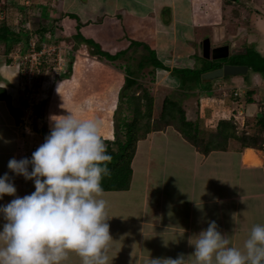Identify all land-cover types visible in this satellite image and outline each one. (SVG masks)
Masks as SVG:
<instances>
[{"label": "crops", "instance_id": "1", "mask_svg": "<svg viewBox=\"0 0 264 264\" xmlns=\"http://www.w3.org/2000/svg\"><path fill=\"white\" fill-rule=\"evenodd\" d=\"M40 1L42 2H38L39 6L36 8L43 9L41 15L29 16L31 25H34L33 28L36 30L41 29L43 35L49 29L48 24L46 25L42 22V13L47 9L48 15L50 14L48 20L52 17L56 20L57 17L64 16L59 21L63 27L68 26L70 31L67 30L65 32V29L62 34L63 37H76V33L80 31L86 38L95 39L92 37L95 32L100 33L101 36L104 33H108L105 30L111 27L110 22L112 20L118 19L119 23L126 20L124 27L126 33L122 31L121 36L123 35V37L120 38V41H126V45L120 46L118 50L112 53L127 48L131 41H129L128 37H131L132 40L143 43L147 41L153 49L157 50L160 57H162L160 51H167V44L169 43L171 49L165 59L171 69L177 66L176 61H179L181 66L189 65L195 67L194 63L201 58L190 47L193 46L191 45V37H188L187 40L180 39V28L183 26V21H181L179 14L183 11V8L178 7L176 10L174 6H178L177 0ZM44 1H48L50 6H42ZM173 1L174 9L172 7L171 10L170 7L166 10L167 7L164 4H167V2L172 3ZM239 1L232 0L233 3L236 2L243 6ZM222 2L223 0H187L188 5H192L194 12L197 10L191 18L194 22L189 25L194 34H196L198 26L201 27L203 24L209 29H215L219 26L220 30L224 13ZM24 3L26 5L34 3V0H26ZM243 3L246 4L245 1ZM31 5L32 9L34 4ZM233 7V4L230 3L228 6L230 13H225V15H229L227 17L229 22L232 14L239 15V12L237 13L239 9L233 10ZM249 8H251L250 16L243 17L240 21H245L246 24L252 23L255 21L254 17L257 16L260 19L258 21V30L261 31L260 28H262V31H264L263 4L255 0V3L253 2ZM23 9L25 10L26 7H23ZM23 9L21 8V12H24ZM201 10L204 14L201 17L207 20L203 23L202 18H200ZM71 13L75 14L78 19L68 15ZM25 15L26 13L24 18ZM89 20L93 22L91 25H94L96 31L87 36L83 29L87 27L85 23ZM233 20H236V18ZM79 22H81V25ZM78 26H80L79 29ZM209 29L207 32L210 31ZM164 34H167V39L165 40V37H163V39H160L159 45L156 46L157 35L162 37ZM223 34L219 32L217 39ZM238 39L232 43L233 46L237 45V42L239 45L245 40ZM61 40L63 42L64 39ZM207 41L211 44L210 40L207 39ZM218 41H221V39ZM247 41L252 44L246 48L235 49L233 52L243 53L244 50H249L250 48L259 54L255 49L256 44L248 39ZM117 42L119 41L117 40ZM110 43L107 42L105 45L101 43V45H103L104 49L110 50L108 48ZM60 45L56 44V47H60ZM112 45L115 46L117 44L113 43ZM231 46L225 43L212 48L214 50L219 47L221 49L219 56L227 57L231 55ZM222 49H225V54L222 53ZM187 53L189 54L187 55ZM170 55L172 56L169 57ZM191 55L198 59L194 58L195 60H192ZM203 57L208 60H215L214 58ZM13 58L14 60L16 59L15 57ZM87 58H89V61L95 60L97 63L94 61L93 63L83 64L85 75L78 81L73 80V67L72 75L68 78L59 79L56 81V86L54 85L52 88L53 95L49 99L50 102L47 105L45 104L44 114L40 117L42 119L40 120L41 122L46 121L48 123L49 129V117L62 115V103L60 104V102L66 100L76 104L80 100L87 99L86 97L90 93H84V95L83 93H77L76 95L75 91L78 86L83 84L86 86L88 82L94 81L97 83L95 78L97 74H99V79L104 81L105 87L104 93L98 95L99 99L105 102L102 106L107 109L109 103L112 102L109 100V96H111L109 94H114L112 96L116 95L115 102L120 101L121 97L119 94L125 81V73L122 69L115 66L123 60L102 61L97 56L85 57V60ZM70 61L75 65L78 61L77 55H75V58L74 55H71ZM261 63L263 62L260 61L259 64ZM248 66L245 74L243 72L232 76H222L223 78L216 77L218 78V80L216 79L218 86L213 84V79L215 78L205 77V79H208L205 81L207 87L201 88L207 92L209 98L217 93L216 98L212 97L211 105L214 108L216 107L215 111L220 113V115L223 114L218 118V122L222 119L233 117L237 126V135H242L243 132L247 134L256 133L260 132L261 129L264 136V129L260 128V124L256 119L264 108V78L261 75V71H256L252 66ZM166 73L163 77L167 79V86H175V83L171 84L168 82L170 71ZM156 74L161 75L159 71ZM242 74L243 77L241 76ZM91 77L94 78L91 79ZM19 83L20 75L17 65L15 63L14 65H8L4 61H0V86L7 88L8 93L12 97L13 105L18 108L21 106L20 89H22L21 86L17 85ZM60 84L63 86H59L60 91L57 92V85ZM72 85L75 90L71 95H68L69 92L66 90ZM91 87V90H93L94 86L92 85ZM252 89L251 96L247 97L246 92ZM232 91H234V94L235 91H238L239 94L234 98ZM55 102L56 106L52 107ZM116 105L113 104L110 109L115 110L117 108ZM94 109L95 107L91 110ZM261 113L263 116L264 112ZM247 119L249 120L248 122H246ZM22 123V121L18 122L16 120L6 101L0 100V175L5 172L9 173L17 189L15 195L21 197L35 190L34 182L33 180H26L22 175L14 174L7 167L8 161L13 157L16 159L30 158L32 152L44 142L42 133H33L29 130L23 132L25 129L21 127ZM32 123L28 120L26 127L32 128ZM240 124H242V127H240ZM217 125L215 130H217ZM21 129L23 130L20 131ZM107 132L104 135L102 133L105 132L101 131L100 134L107 139L114 136V131L111 127L108 128ZM173 135L172 128L166 127L163 129H152L146 135L141 136L137 142L136 152L132 160L133 173L129 188L104 190L103 192V198L108 202L106 210L111 217L108 220L109 231L113 238L110 241L108 250L110 264H146L149 256L153 258H176L181 253L191 257L188 264H195V257L192 254L194 245L189 240L194 243L197 234L201 230L206 229L211 220H215L218 230L228 236L232 245L239 248L243 247L244 241L254 225L264 224V149L241 146L239 138L229 137L226 148L217 147L204 153L182 136ZM170 148L176 150L177 154L175 157H171L169 154ZM247 150L254 151L253 155L256 160L254 157L251 158L252 162L251 159L250 161L246 160L245 154ZM171 160L174 162L173 167L170 168L171 172L167 173L165 169L168 166H172ZM170 163L171 165H169ZM29 170H31V166H29ZM169 179L172 182L168 186L164 183ZM161 183L165 186L160 187ZM14 198V196L5 194L3 199L0 200V204H7ZM5 222L3 217L0 216V228ZM66 264H81V258L78 254L72 252Z\"/></svg>", "mask_w": 264, "mask_h": 264}, {"label": "clouds", "instance_id": "2", "mask_svg": "<svg viewBox=\"0 0 264 264\" xmlns=\"http://www.w3.org/2000/svg\"><path fill=\"white\" fill-rule=\"evenodd\" d=\"M49 120L50 132L31 157H13L7 164L14 174L33 180L35 190L16 196L9 173L0 175V200L5 194L15 197L0 204L6 221L0 228V264H66L72 252L81 264H110L113 238L102 179L110 175L111 156L100 134L101 122L70 111ZM189 242L195 264H264V224L251 228L242 248L231 244L215 220ZM190 259L183 253L176 258L149 256L146 264H188Z\"/></svg>", "mask_w": 264, "mask_h": 264}, {"label": "rangeland", "instance_id": "3", "mask_svg": "<svg viewBox=\"0 0 264 264\" xmlns=\"http://www.w3.org/2000/svg\"><path fill=\"white\" fill-rule=\"evenodd\" d=\"M25 1L26 0H0V25H2L5 22V24L9 25L12 30H14L15 32L20 34L19 36L21 38L18 42L14 43L15 45L14 44L12 45L11 51L7 54L5 53V46L3 44H0V61L1 62L4 61L8 65L11 62V64L14 65V63L15 64L17 63L16 59L14 60V58H13L16 54L20 55L18 57L19 60H22L29 65L31 64V61H32L33 68H27V69H24L22 71H21V69L19 70V75H20V83L19 84L20 85L19 84H17V85L22 87V89H20L21 90V97H20L21 98V100H20L21 106L19 107L21 109L22 113H20V117H19L18 122H20V121L23 122L21 117L25 116V114H26V116H28V113H29V120H30V122H33L32 123L33 127L27 128L26 123H22L21 127L25 129V131H23V132H27L29 130L33 133L34 132L42 133V135L44 137V129L45 130L47 129L46 130L47 132H45V135H47L50 132V129L48 128V125H47L48 123L46 121H43V122L40 121V120H42L40 117H42V115L44 114L45 104L47 105L50 102L49 99L53 95L52 94L53 93L52 88L54 87V85L56 86V81H58L59 79H61L63 77V73L69 72L70 68H71V72H70L71 73L70 76H71L73 73V67H74L73 80L78 81L83 75H85L83 64H88L89 62L93 63L95 61V60L89 61L88 60L89 58H87L85 60V57H89V56L92 57V56H97V55H96V48L87 44V42L85 40H83L82 38L72 37L70 35H69L70 37H63L62 34H63L65 29H66L65 32H67V30L70 31L68 26L63 27L62 23L59 21V19L63 18L64 16L63 15L59 16V17L56 16L57 17L56 20L53 19V17L50 20H48V18L50 17V14L48 15V11H47L48 9L42 13L43 18L41 17L43 24H46V25L48 24V26H49L48 27L49 29L46 32L48 34L45 33L44 35H41V34L36 33L35 32L36 29L33 28L34 25H31V23H30V21H31L30 16L33 15L35 17V16L41 15V12L43 9L36 8V7L39 6L38 2H42V1H40V0L35 1L34 0V3H28L27 5L24 3ZM244 1L247 5L243 3ZM244 1L243 2H242V0L239 1V3L243 5V6H240L236 2L233 3L232 0H223L222 5L224 7V13L222 15L223 17H222V24L220 26V30H219V26H217L215 29H209L207 26H205L203 24V26H201V27L198 26L196 34H194L189 25H190V23L194 22V20H192L191 18L195 15V12H197V10L194 12L192 5H188L187 0H180V1L177 0L178 6L177 5L174 6L176 8V10L178 7H180L181 9L183 8V11L179 14V16H181V19H182L181 21H183V26H181V28H180L181 29L180 30L181 31L180 32V34H181L180 39L181 40H183V39L187 40L188 37H191V39H190L191 45H193V46H190V47H191L192 51L194 50V53L196 51L197 54L199 55V57L205 56L209 59L214 58L215 60L218 58H221L219 56L221 53V49L219 47H217L216 49L213 50V48L216 45L228 43L231 46L232 43L235 42L238 38H239L238 40L245 39L239 45L237 42L236 43L237 45H235L236 47L233 45H232L233 47L231 46V50H232L231 55L225 57L224 61L230 62L232 59H235V60L247 61L245 64H251V61L249 60V58L252 57V53H254V51H252L250 48H249V52H247V50H244L243 53H241V52L234 53L233 52V50H235V49L246 48L248 45H251L252 43H249V41H247V39H248L251 42L256 44V47H255L256 51L259 52V54L262 57H264V31H262V28H260L261 31L258 30V26H259L258 21H260V19L257 16H255L254 17L255 21H253L252 23H247V24L245 23V21H240L243 17L250 16L251 8H249V6H251L253 4V2L255 3V0H244ZM257 1L262 3L264 6V0H257ZM173 3H174V1L172 3L167 2V4H164L167 7V9L166 8L165 9L168 10V8L171 7V10H172ZM230 3H232L234 6L233 10H237L236 8L239 9V10H237V13L239 12V15L238 14L237 15L232 14L231 21L229 22L228 18H227V17H229V15L227 16V15H225V13L226 12L230 13V10L228 8ZM31 4H34L32 9L30 7V6H32ZM169 4H171V5H169ZM43 5L46 7L50 6L48 1H44L42 3V6ZM23 7H26V9L24 10ZM174 7H173V9H174ZM21 8L24 10V12L23 11L21 12ZM25 13H26V15L24 18ZM202 14H203V11L201 10L200 18H202V23H203L207 20L204 17H201ZM215 18H217V17H215ZM235 18H236V20H233ZM120 22L121 23H119L118 19L112 20L110 22L111 27L106 28V30H105V32H108V33L102 34L103 36H101L100 33L98 34V32H95L96 29L94 28V25H91L93 23L91 20H89L85 23V25H87V27H85V29H83V31H85V34L87 36H88V34L95 32L94 34H92V37H94L95 40L100 41V43H102L104 45L107 42H111L110 46L108 47V48H110L109 51L115 52L116 50H118V48H120V46L126 45V41H122V40L120 41V38L123 37V35L121 36V33H123V32L126 33V30L124 28L126 25V20H125V22L124 21H120ZM238 23L240 24L239 26H238ZM120 24H121V26H120ZM173 27H174V25H173ZM223 28H224V30H223ZM208 29L210 30L209 32H207ZM218 31L221 32L222 34L223 33L224 34H223V36L220 35L221 37L217 39V35L219 33ZM22 32H23V35H21ZM192 33H193V35H192ZM24 34L30 36L28 45H25L26 40L24 38V36H25ZM67 34H69V33H67ZM163 37H165V40H166L167 34H164V36L162 35V37L160 35L159 36L157 35L156 46L159 45L160 39H163ZM69 38H71V40H69ZM61 39H64L63 42H61L62 41ZM125 39H126V37H125ZM128 39H129V41L132 40L131 37H128ZM207 39L210 40L211 44L209 43V41H207ZM220 39H221V41H218ZM117 40L119 42H117ZM30 43H31L32 48L30 47ZM113 43H115L117 45L113 46L112 45ZM45 44H47V46L50 44H52L54 46H56V44H61V45H60V47L57 46V48H56L57 50H55V51L50 50V53H48V55L43 54L40 59H37L41 63L39 65H36V63H35L36 60H31L30 54L34 53V51L41 50L43 48V46H45ZM145 44L149 45V43L147 41L145 42ZM184 44H186V43H184ZM167 46H168L167 51L162 50L160 52L162 54V59L164 58L163 61H165V63L167 65H169L168 61H166L165 58L167 57L168 51L171 48L169 47V43L167 44ZM142 51H143L142 47H140L139 50L136 51V54L139 57V59H141L140 57L142 55V53H141ZM133 52H134V50L130 49V53H133ZM222 53L223 54L226 53L225 49H222ZM188 54L189 53H187V55ZM71 55H74V58H75V55H77L78 61L75 65L73 63L74 60H73V62L71 61L72 65L69 66V62L71 60ZM171 56L172 55H170L169 57H171ZM191 57H192L191 58L192 60L198 59L197 57H193V55H191ZM121 58H123V57H121ZM119 60H122V59H117V61H119ZM255 60H257V59H255ZM102 61H106V60H102ZM260 61H262V60L260 59ZM95 62L97 63V61H95ZM131 62H132L131 67L136 69L137 68V65H136L137 60H134ZM121 63H123V61L118 62L115 67L119 68L118 65L121 66ZM128 63L130 64V62H128ZM108 64L110 65V63H108ZM176 65L177 66L179 65V67L181 66L179 61H176ZM199 65H201L200 59L194 63L195 67H197ZM105 66H107V65H105ZM101 68H102V66H101ZM251 70H253V69H251ZM250 72H252V71H250ZM137 73L139 76L138 77L139 82H141V84L151 93V95L154 98L152 118L148 119L146 117H143L141 122L139 123L140 136L141 135L144 136L147 128H148V130H152V129H156V128L170 127V128H172V132H174V135L180 136V137L182 136L183 138H185L183 136L182 132L180 130H178V128H177V125L175 123L176 120H172L171 117H170V119L168 117H166V118L160 117V114L163 110L164 100L166 99V97H169L172 100L178 101L179 105L185 111L186 118L188 120H192L195 123V125H197V127H198V133H197L198 137L197 138H199L201 141V143H200L201 149H205L206 148L205 145L212 143L214 141V136H215L214 132H216L215 126L219 123L217 120H218V118H220L223 115V114L220 115V113L215 111L216 107L214 108L211 105V101H212L211 99L216 98L217 93H215V95L212 96L213 98L212 97L209 98V95L207 94V92L204 91L203 88L198 87V86H194V87L188 86L187 87L188 91H183L182 90L183 88H181V86L178 85L179 83L176 85V82L179 81L177 79L176 70H174L173 72L168 74L169 75L168 82L171 84L175 83V86H169V87L167 86V79H165V77H163L167 73H164L161 75L155 74L153 77L150 75H149V77H147L148 75H147L145 69H143L141 71H137ZM102 74H104V72H102ZM203 74L204 73H202V79L200 81L201 84H203L205 81L208 80V79H205ZM244 74H245V72H244ZM261 75L264 78L263 72H261ZM241 76L243 77V74ZM93 78L94 77H91V79H93ZM95 78L97 80V83H95L94 81H91V83L88 82V84H86V86L84 84L78 86L77 90L75 91L76 95H77V93L78 94L83 93V95H84V93L85 94L90 93L89 95H87L89 98L86 97L87 99L80 100L76 104L72 103L71 101H66V100L64 102H60V104L62 103L61 113L66 114L67 111H70L72 113L74 112V114L76 113L77 115L76 114L75 115L78 118H82V119L98 118L99 121L101 122L100 132L101 131L105 132V133H102L105 135L106 133H108L107 132L108 128L111 127V129L114 131V136L112 138H114L116 135L115 134L116 130H118V128H120L119 122L122 121L123 118H125L127 121L133 120L134 114L130 112V109H128V102L126 101V98L124 97L123 100L120 98L119 102H115L114 100H116L117 97H116V95L112 96L114 94H109V95H111V96H109V100L112 101V102L109 101L110 102L108 105L109 107L107 106L108 108L106 109V107L102 106L105 104V102L101 101L99 99L100 97L98 95L100 93H104L103 92L105 89L104 81H102V79L101 80L99 79V74H97L95 76ZM221 78H223V77H221ZM216 79L218 80V78H216V77H215V79H213V84H216L218 86ZM92 85L94 86L93 90H91ZM57 86H58V88H56V91L59 92L60 91L59 86H63V85L60 84ZM88 89H90V90H88ZM74 90H75L74 86L72 85L66 91L69 92L68 95H71L74 92ZM197 90H199V91H197ZM201 90H203V91H201ZM252 91H253V89L246 92L247 97L251 96ZM128 93L135 94V95H141L142 89L133 86L131 89L128 90ZM232 93L234 94V91H232ZM56 96H58V95H56ZM233 96L235 98L237 95L234 94ZM144 101H145L144 99H142V101H141V106H142L143 111L145 110ZM30 103H32L33 106H31ZM37 104H41V107L43 110V112L40 114L41 116L40 115L37 116L34 113V108ZM113 104H115V105L117 104L116 105L117 108H115V110L110 109L113 107ZM212 104H216V103H212ZM53 106H56V102L54 103V105H52V107ZM94 107H95V109L91 110ZM27 109H29V110L27 111ZM241 109L244 110L243 107H241ZM212 110H214V111H212ZM97 112H99L100 115L97 114ZM261 112H264V109ZM250 119H252V118H250ZM234 120H235V118H234ZM248 121L249 120L247 119L246 122H248ZM252 121H253V119H252ZM167 123H169V125H167ZM39 125H40V127H38ZM240 127H242V124H240ZM22 130L23 129H21L20 131H22ZM251 134H254V132ZM120 137H121V139L124 140V133H120ZM102 138L106 139V137H102ZM112 138H110V139H112ZM170 140H171V142H173L172 139H170ZM185 140L189 141L187 138H185ZM32 141H33V139H32ZM104 141H105L106 146H107V140H104ZM216 144L217 143H215V145L211 144L209 146L213 148V147H216ZM240 145L242 146V143H240ZM209 146H207V147H209ZM169 154L171 155V157H175L177 152L175 149L170 148ZM252 156L250 158H246V157L245 158L247 161H250ZM251 162H252V159H251ZM171 163H172V166H168L165 169V171L167 173L171 172L170 168L173 167L174 162H172V160H171ZM171 163L169 165H171ZM171 182H172L171 179H169L164 184H167L169 186V185H171ZM162 186H165V185H163L161 183L160 187H162Z\"/></svg>", "mask_w": 264, "mask_h": 264}, {"label": "trees", "instance_id": "4", "mask_svg": "<svg viewBox=\"0 0 264 264\" xmlns=\"http://www.w3.org/2000/svg\"><path fill=\"white\" fill-rule=\"evenodd\" d=\"M73 18L78 17L75 14H68ZM81 22H79L80 24ZM78 24V25H79ZM81 25V24H80ZM80 26H78V29ZM38 34L43 35L41 29H37L35 31ZM25 33V32H24ZM17 32L11 29V27L5 22L0 25V44L5 46V53H9L11 51V47L14 43L18 42L21 38ZM23 35V32L22 34ZM25 35V34H24ZM76 37H80L87 42V44L96 48V55L100 60H110L114 61L117 59H122L123 63L121 66L118 65L125 73V81L121 87L120 97L126 98L128 102V109L133 113V120L127 121L125 118L119 122L118 130L115 132V137L113 139H104L107 140V151L111 156L110 162L107 163V167L110 169V175H106L102 179V187L104 190H120V189H128L131 183L132 178V160L134 154L136 152V146L140 136L139 123L141 122L143 117L151 119L153 116V106H154V98L151 93L139 82V76L137 71H141L143 69L146 70L147 77L154 76L156 72L164 74L167 71L173 72L176 70L177 72V83L183 88V91H187V87H207V84L204 82L200 83L202 79V73L208 72L210 70L222 67L223 64L231 63V64H245L247 61L243 60H235L232 59L230 62L224 61L225 57L218 58L216 60H208L204 57H201V65L199 67H191V66H176L174 68H170L165 61H163L162 57L159 56L157 50L153 49L148 44L137 40H131L128 48L117 51L116 53H112L107 49H104L99 41H96L93 38H86L80 31L76 33ZM26 40V44L28 45L30 36H24ZM49 39V38H48ZM15 45V44H14ZM142 47L143 51L141 52V59L136 54V51ZM130 49H133L134 52L130 53ZM249 52V50H247ZM140 56V55H139ZM123 57V58H121ZM256 52L252 53V57L249 58L252 68L256 71H261L264 73V58ZM137 58V59H136ZM257 59V60H255ZM260 59L263 63L259 64ZM137 60V68L134 69L131 67L132 62ZM255 63H254V62ZM257 61V62H256ZM127 62V63H126ZM130 62V64L128 63ZM126 66H125V65ZM71 61L69 62V66H71ZM70 71L67 73H63V79L70 77ZM176 83V84H177ZM192 85V86H191ZM204 85V86H203ZM133 86L141 88V95H135L128 93V90ZM144 99L145 110H142L141 101ZM0 100H5L9 106L11 113L14 115L16 120H19L21 110L18 107H15L12 103V97L8 93L7 88L5 86H0ZM41 104H37L34 109V113L38 116L42 113ZM41 116V115H40ZM161 118L170 117L172 120H176L175 123L177 125L178 130H180L185 138H187L193 145L197 147L198 150L207 153L213 148L221 147L226 148L227 139L229 137H237L241 141L243 146H252L259 149L264 148V136L262 135V130L260 132H256L254 134H247L243 132L242 135H237V126L234 118L230 119H222L219 121L217 125V130L214 132V141L205 145V149L200 148V139L197 138L198 127L192 120H188L185 115L184 109L179 105L178 101L172 100L169 97H166L163 103V110L160 114ZM39 118V117H38ZM257 122L260 124V128L264 129V115L261 117H257ZM169 125V123H167ZM163 128V127H162ZM156 128V129H162ZM47 130V129H46ZM44 129V138L45 132ZM122 131V132H121ZM151 130L146 129V133ZM120 133H124V140L121 139ZM145 133V134H146ZM144 134V135H145ZM211 142V141H210ZM216 147H210L209 145H215ZM209 146V147H207Z\"/></svg>", "mask_w": 264, "mask_h": 264}, {"label": "built area", "instance_id": "5", "mask_svg": "<svg viewBox=\"0 0 264 264\" xmlns=\"http://www.w3.org/2000/svg\"><path fill=\"white\" fill-rule=\"evenodd\" d=\"M30 47H31V43H30ZM32 48V47H31ZM57 47L56 46H51V45H48L47 46V44H45V46H43V48L41 49V50H39V51H34V53H32V54H30V56H31V60H36L35 61V63H36V65H39L41 62L40 61H38L37 59H40L41 57H42V55L44 54V55H48V53H50V50H52V51H55V50H57L56 49ZM20 55L19 54H16L14 57L16 58V61H17V63H16V65H17V67L19 68V70L21 69V71L22 70H24V69H27V68H33V64H32V61H31V64L29 65V64H27L26 62H24V61H22V60H19V57ZM29 65V66H28ZM28 66V67H27ZM28 79V78H27ZM25 87V86H24ZM23 87V88H24ZM25 89V88H24ZM27 89V88H26ZM30 101V100H29ZM30 105L31 106H33V104L32 103H30ZM29 109H27V111H28ZM22 118V120H23V123H27L28 122V120H29V113H28V116H26V114H25V116H22L21 117Z\"/></svg>", "mask_w": 264, "mask_h": 264}, {"label": "water", "instance_id": "6", "mask_svg": "<svg viewBox=\"0 0 264 264\" xmlns=\"http://www.w3.org/2000/svg\"><path fill=\"white\" fill-rule=\"evenodd\" d=\"M247 69H248V65L227 63L222 67H219L217 69L205 72L203 75L206 78L232 76V75L243 73V72L247 71ZM261 115L262 114L260 113L259 116H261Z\"/></svg>", "mask_w": 264, "mask_h": 264}, {"label": "bare ground", "instance_id": "7", "mask_svg": "<svg viewBox=\"0 0 264 264\" xmlns=\"http://www.w3.org/2000/svg\"><path fill=\"white\" fill-rule=\"evenodd\" d=\"M252 155H253V151H252V150H247V151H246V154H245V157H246V158H250ZM252 157H254V155H253ZM254 158H255V157H254ZM255 159H256V158H255Z\"/></svg>", "mask_w": 264, "mask_h": 264}, {"label": "flooded vegetation", "instance_id": "8", "mask_svg": "<svg viewBox=\"0 0 264 264\" xmlns=\"http://www.w3.org/2000/svg\"><path fill=\"white\" fill-rule=\"evenodd\" d=\"M222 58V57H221Z\"/></svg>", "mask_w": 264, "mask_h": 264}]
</instances>
